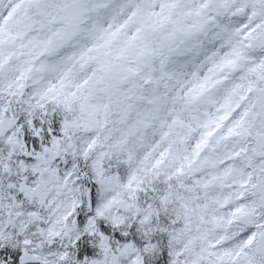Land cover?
<instances>
[{"label": "clouds", "instance_id": "clouds-1", "mask_svg": "<svg viewBox=\"0 0 264 264\" xmlns=\"http://www.w3.org/2000/svg\"><path fill=\"white\" fill-rule=\"evenodd\" d=\"M0 264H264V0H0Z\"/></svg>", "mask_w": 264, "mask_h": 264}]
</instances>
